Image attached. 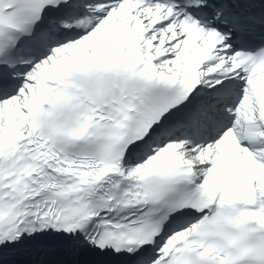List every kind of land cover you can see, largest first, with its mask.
<instances>
[{
  "label": "snow or ice",
  "instance_id": "6c2138e0",
  "mask_svg": "<svg viewBox=\"0 0 264 264\" xmlns=\"http://www.w3.org/2000/svg\"><path fill=\"white\" fill-rule=\"evenodd\" d=\"M0 264H264V0H0Z\"/></svg>",
  "mask_w": 264,
  "mask_h": 264
}]
</instances>
